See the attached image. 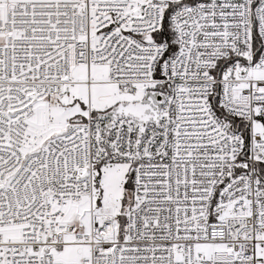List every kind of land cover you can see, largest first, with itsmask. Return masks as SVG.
<instances>
[{
	"label": "snow or ice",
	"instance_id": "obj_1",
	"mask_svg": "<svg viewBox=\"0 0 264 264\" xmlns=\"http://www.w3.org/2000/svg\"><path fill=\"white\" fill-rule=\"evenodd\" d=\"M0 264H264V0H0Z\"/></svg>",
	"mask_w": 264,
	"mask_h": 264
}]
</instances>
